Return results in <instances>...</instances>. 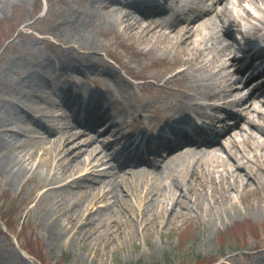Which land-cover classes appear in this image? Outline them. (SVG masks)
<instances>
[{
	"label": "bare ground",
	"instance_id": "1",
	"mask_svg": "<svg viewBox=\"0 0 264 264\" xmlns=\"http://www.w3.org/2000/svg\"><path fill=\"white\" fill-rule=\"evenodd\" d=\"M169 11L176 16L167 18ZM56 16L59 23L45 33L57 39L54 60L72 112L64 101L51 102L40 83L39 72L53 66L43 53L25 69L6 61L1 75L14 76L5 85L18 96H0V174L33 181L45 172L35 190L41 191L40 206L47 205L41 218L49 236L86 243L121 235L129 223L145 234L161 218L175 224L194 209L219 213L235 208L234 197L241 201L254 192L264 180V108L254 106L258 97L264 99V81L246 97L241 94L249 84L237 83L263 65L264 0H79V9ZM236 33V48L246 52L239 63L230 59L223 38ZM100 37L108 45L133 47L140 68L117 54L111 55L117 67L105 63L97 54L107 46ZM42 40H31L33 48ZM165 55L170 64L161 62ZM263 71L264 65L247 80ZM94 101L107 103L110 112H101ZM78 110L82 117L75 115ZM207 110H225L234 120L222 128L221 141L219 134L200 141L190 135L194 123L187 119ZM208 118L212 124L222 121ZM106 124L109 137L91 133ZM106 140L112 152H100ZM29 141L35 145L27 147ZM161 149L164 157L157 156Z\"/></svg>",
	"mask_w": 264,
	"mask_h": 264
},
{
	"label": "rangeland",
	"instance_id": "2",
	"mask_svg": "<svg viewBox=\"0 0 264 264\" xmlns=\"http://www.w3.org/2000/svg\"><path fill=\"white\" fill-rule=\"evenodd\" d=\"M15 1L0 0V96L7 95L12 99L18 96L10 94L9 87L5 85L6 80L11 81L14 76L8 73L5 79L2 77L4 63L13 62L17 70L25 69L32 67L35 57L43 53L51 58L53 66L39 72L40 83L43 81L51 102L61 103L58 94L64 85V74L57 69L58 62L54 60L57 52L52 48L57 44V39L45 32L59 23L56 13L68 15L71 10L79 9V0H63L53 6L52 2L59 0ZM38 38L45 41H39L36 50L31 40ZM121 38L129 45L126 37ZM100 39L107 46L97 54L109 66H118L112 58L117 54L127 60L133 69L140 68L142 62L132 53L133 47L129 49L127 45L120 47L114 43L108 45L106 39ZM156 56H160V52ZM162 58L161 62L166 64L172 60L168 55ZM154 67L161 68V65ZM120 73L129 78L123 69H120ZM244 79L245 76L240 82ZM210 87L213 88V84ZM250 90L245 89L241 96L246 97ZM262 100L258 97L254 103L257 109L264 108ZM103 107L106 105L103 104ZM66 120L68 125L72 124L70 118ZM74 130L79 128L75 127ZM39 132L45 135L42 130ZM108 134L103 128L96 133L100 140L107 138ZM34 145L35 142L29 141L26 146ZM111 150L112 145L107 140L100 143V152ZM42 174L33 181L26 180L27 176L10 180L0 174V264H264V180L241 201L234 197L235 208H223L219 213L209 212V216L204 215L202 210L194 209L184 221H176L175 224L166 223V219L161 218L159 226L149 225V231L145 234L141 233L138 224L129 223L121 235L114 237L107 234L82 243L75 238L62 239L48 235L41 218L47 205L44 202L40 206L41 191L35 190L39 180H46L45 172ZM82 203L79 202L77 206H82ZM21 224L22 228L19 229Z\"/></svg>",
	"mask_w": 264,
	"mask_h": 264
}]
</instances>
